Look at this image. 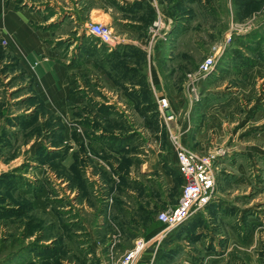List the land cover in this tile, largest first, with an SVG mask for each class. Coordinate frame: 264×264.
Here are the masks:
<instances>
[{"label":"rangeland","instance_id":"374dc122","mask_svg":"<svg viewBox=\"0 0 264 264\" xmlns=\"http://www.w3.org/2000/svg\"><path fill=\"white\" fill-rule=\"evenodd\" d=\"M30 1L38 3L41 8L44 7V11H48L47 15L41 18H54L49 25L29 22V27L37 37L47 41L50 50H59V61L63 66L66 67L65 64L69 60V50L75 49L72 47L74 41L84 40L95 50L90 54L93 59L89 73L83 71L73 78H66V86L71 93L79 90V100L69 104L65 102L59 109H49L39 99L35 90V78L27 74L19 58L6 49V44H2L4 39L0 38V178L4 174L14 173L27 163L28 166L17 172L15 177L21 175L36 189L26 193L23 190L27 186H20L16 183L17 180L5 183V179L0 180V208L20 205L26 211L21 220L15 218L14 214L10 215L8 220L0 217V240L6 237V247L17 241L12 250L7 249L0 256V261L11 254L10 264L16 263L14 261H17L16 264H52L57 258L63 259L65 264H116L124 251L132 248L135 241L130 240L132 235H128L132 233L128 231L130 225L124 220L123 224L128 226L125 234L119 227L120 221L109 222L111 234L115 236L114 241L119 242H116L114 249L108 254L105 244L110 239L105 236V230L98 229L100 226L92 230L96 222L98 224L96 214L99 212L92 216L85 207L94 204L99 208V196L103 195L100 191L104 187L108 199L112 201L108 208H115L116 213L124 210L123 206L130 208L134 213V198L138 197L142 202L145 197L154 198L155 205L144 202L141 206L144 213L140 214L152 220L159 211H167L177 205L182 184L178 178L172 177L170 191L166 189V192H163L165 179L159 174H151L150 178H147L146 174L137 176L130 173L131 169L134 170L141 163L129 157L130 154L136 153L135 148L130 147V151L122 159L115 158L103 152H110V143L101 140L99 144L93 140V135H105L106 132L119 138L127 136L139 146L145 147L144 149L149 147L158 151L163 150L168 128L170 134L177 131L173 125L175 119L186 120L188 116L192 125L186 147L197 153L218 155L214 164L215 187L212 197L236 200L237 209L263 216L264 0H253L250 5L244 4L245 0H154L156 13L152 18L151 14H142L139 17L142 22L140 29L117 22L119 13L116 11H109L107 16L93 14L89 17V14L84 12L83 4H80L82 8L78 6L77 10L71 6L70 0ZM22 2L23 0H0V7L2 10L9 8L20 12L24 8ZM87 6L91 9L107 10L110 5L100 4V0H97ZM32 7H27L26 11L34 13ZM71 7L73 10H70ZM74 10L78 12L75 13ZM161 13H166L171 18L166 19ZM169 18L171 27L167 35L159 38L153 34V23L160 19L168 25L165 22L170 20ZM91 23H101L110 28L115 36L120 37V41L124 43L115 48L134 46L143 51L142 56L129 50L125 59L121 57L116 60L120 67L127 64V67L133 66L135 71L120 67L111 70L117 77L127 71L128 79L132 81L137 80L139 74L146 76L144 77L148 93L151 95L138 91L141 101L148 103L143 108L126 97V88L122 87V83L129 84V81L115 82L112 72L108 73L107 78L113 83L112 88H117L119 93L110 95L97 90L102 81V70L112 68V62L102 57L104 54L101 48L106 46L100 45L96 39L87 35L86 27ZM171 28L179 30L181 34L170 37ZM1 35H4L3 31H0ZM173 37L176 39H172ZM61 38L63 40L58 43L55 41ZM214 47L223 50L216 66L217 71L214 76L206 77L198 86L197 99L193 94L188 97L184 89L187 75L196 72L207 57L214 55ZM236 50L241 54L239 57L233 54ZM230 55L235 58L232 60L231 57H226ZM150 66L158 70L170 95L166 101L169 109L171 106L174 108L175 115L173 120L167 121L168 124L159 122L163 121L158 110V101L162 99L155 97L151 87ZM38 87L40 88V85ZM134 88L140 89L137 86ZM31 97V101H25ZM107 97H110L111 104L108 103ZM38 102L43 103L44 109L32 107ZM105 108L108 113L113 114L108 116V120L101 115ZM20 116L31 118H26V125L17 127L15 121ZM158 133L161 135H155ZM190 137H194V142ZM85 140L86 144L92 140V145L96 148L85 145ZM99 145H102L101 150ZM117 147L119 145H116ZM95 149L97 152L102 151L100 157L94 155L97 153ZM45 150L49 153L62 150L61 153L66 155L65 160L67 159L62 163L66 170H70L74 163L73 155L76 153L79 158L78 167L87 181L88 190L85 186V191H81L71 181L69 184L67 174L64 177L63 170L57 169L56 165L52 166L55 161L44 155ZM48 160L50 162H46ZM160 160L163 161L162 158ZM96 163L99 166H96ZM86 192L88 195L85 197ZM163 196L166 200L170 198L171 207L163 209V206L158 204ZM55 199L60 202L55 203ZM30 205L32 209H29ZM58 206H63L61 214H57ZM66 220L74 222L70 224L73 226L69 229L62 228ZM26 221H35V226L25 232ZM31 229L35 231L31 232ZM60 236H63L60 248L63 253L52 258L50 253L45 263L36 258L35 253L25 254L24 260L14 255L20 246L24 248L26 244L38 242L37 239L42 240L39 245L56 250L57 246H53V240L59 239ZM257 236L260 239L259 257L261 264H264L263 224L257 230ZM84 257L88 259L86 263Z\"/></svg>","mask_w":264,"mask_h":264},{"label":"crops","instance_id":"0c3cea01","mask_svg":"<svg viewBox=\"0 0 264 264\" xmlns=\"http://www.w3.org/2000/svg\"><path fill=\"white\" fill-rule=\"evenodd\" d=\"M92 1L95 2L97 0H70L71 6L76 9L78 8V6L79 8H82L80 4H83L84 12H86V14H89V17H92L93 14H102L103 16H107V14H110L109 11L112 13L116 11V13H119L117 22L123 25H128V27L131 26V28L133 29L142 28V22L140 21L139 17L142 14H145L148 5L155 11L154 0H115L117 5L122 10L115 9L111 6H109L107 10L106 8H87V4L90 5ZM103 3L109 4L107 0H100V4ZM136 3L141 6L139 7L137 5L133 9L132 7ZM22 5L24 6V8L20 12L13 11L9 8L8 10H2L0 7V31H3L4 34L1 35L0 38L6 41V49L11 53H14L19 58L20 63L24 67V70L27 72V74L35 78H33L35 80V90L39 95V99L44 103V106L46 108L59 109L65 102H67L68 104L75 103L79 100L77 98V95L79 94L77 93V91L79 90L71 93L69 91V87L66 86V78H73L75 75L77 76V73L81 74L83 73V71L88 72V70L92 68L93 58H91L90 56V54L92 53L91 49L93 48L92 45L89 43H85V41L81 39L74 41L72 47H75V49L73 51L69 50V60L65 64L66 67L63 66L61 64V61H59V50H50L48 48L47 41H43L40 36L37 37V34L33 33L29 27V22H40L39 24L42 26L49 25L52 20H54V18H41V16L47 15L48 11L46 9L44 11V7L41 8L38 3L31 2L30 0H23ZM31 6H33L31 9L34 10V13H29L26 11L27 7L29 9ZM73 7H71L70 10H73ZM77 10H74L75 13L78 12ZM161 14L163 15L162 17L166 19L170 17L166 13ZM165 23L169 25V23H171V19L167 20V22ZM169 27L171 26L169 25ZM171 30L173 31V28H171ZM171 30L170 37H172L173 35L181 34H172ZM174 38L175 37H173L172 39ZM60 40L63 39L61 38L55 41H57L58 43V41ZM106 49L108 50L107 47ZM111 51L108 50V52ZM149 70L151 87L153 89L155 97L157 96L165 100L169 99L170 95L167 93L165 83L158 70L155 67L152 68L151 66L149 67ZM102 71L103 72L100 74V79L102 81H100V83L98 84L99 86L97 87V90H100L103 94L114 95V93H116L115 95H117L119 93L118 89L115 87L112 88L113 83L109 81V78H107L108 73L112 72L111 68L107 67ZM101 84L104 85L102 86ZM38 85H40V88L38 87ZM123 86H126L129 91L131 88L135 87L133 84H124ZM116 97L117 96H114V98ZM107 100L108 103L111 104L110 97H107ZM169 112L170 115H172L173 120L175 112L172 106L169 109ZM167 121L161 120L159 122L161 124H168ZM173 125L176 127V132L179 133L181 144L186 146L188 141V132L192 125L190 116H188L186 120L175 119ZM169 131L170 130L168 128V130L166 131V143H163L162 146L163 150L155 151L154 149H150L149 147L144 149L145 147L139 146L138 143H135L134 140H131L128 144H126L123 153L122 151L115 152L112 150H110V152L104 150L103 152H105L107 155H113L115 156V158L122 159L123 155L127 154L130 151V147L135 148L136 153L130 154L129 157L135 158V160L141 163L134 170L131 169L130 173L137 176H139V174H146L148 175L147 178H150L151 174H159L160 176H162V178L165 179L163 192H166V189L170 191V182H172V176L170 175V172L168 170L176 171L177 168L174 149L169 138ZM155 135L160 136L161 133ZM190 140L194 142L195 139L194 137H190ZM197 140L198 136H196V142ZM85 145H88L90 148H92V140L89 141V143L87 141V144L85 140ZM93 148L96 147L94 146ZM101 148L102 145L100 146V150ZM100 150L98 152L96 150L97 153H94V155L100 157L99 154L102 155V151ZM70 151L72 152L73 150L70 149ZM161 158L163 159V161L160 160ZM148 160H150L151 162L149 163ZM66 161L67 159L65 160V162ZM70 162L71 161H69V163ZM96 166L99 165L96 163ZM114 166L117 167L116 164ZM146 167L148 168L146 169ZM216 167L219 168V165L216 164ZM100 193H102L103 195L99 196V208H96L94 204H91V206L88 205L85 208L89 209L88 213L92 216L95 213L99 212L98 215L96 214L99 220L98 224L96 222L92 230L97 229L95 228L97 226H100L98 229L105 230V236L110 239L107 241V244H105L108 254L112 249H114L116 242H119L114 241L115 236H112L111 234L112 229H110L111 227L109 225V222L120 221L121 225H119V227L122 232L126 234L125 229L128 226L123 224L124 220H126V223L131 227H128V231L130 230V232H132L128 234L132 235L130 236V240L133 241L134 239L142 238L145 241L151 242V245H149L140 255L137 264L262 263L261 257H259L260 239L257 236V230L261 228V224L264 225V220H262V218H264V213L261 217L253 215L248 211H241L237 209L238 203H236V200L212 198L207 209L185 222V224H183L178 230L174 229L167 232L163 236L162 240L158 242L159 238H161L162 232L165 229V226L158 221L157 216L152 220H149L146 215H140L141 213H144L141 211V209H143V207L141 206L144 204V202L155 205L156 201L154 198L150 199L149 197H145L143 199V202L138 197V199L134 198L133 202L134 204H136L135 211L132 207L134 213L130 208L126 206H123L124 210H122L120 213H116L115 208H113L112 210L108 208L111 205L112 201L108 199L107 190L102 187ZM84 201H86V198L84 199ZM158 204L163 206V209L171 207L172 205L170 204V198L166 200L164 196L160 199ZM62 209L63 208H61V210ZM160 212L162 211H159L158 213ZM135 229L137 231L133 232V230ZM87 231H89V229ZM113 243L114 245H112Z\"/></svg>","mask_w":264,"mask_h":264},{"label":"built area","instance_id":"2783aa9c","mask_svg":"<svg viewBox=\"0 0 264 264\" xmlns=\"http://www.w3.org/2000/svg\"><path fill=\"white\" fill-rule=\"evenodd\" d=\"M157 20L153 23V34L159 38H163L167 35L169 25H165L160 19ZM86 31L87 35L96 39L100 45L106 46L109 51L113 50L117 45L124 43L120 41L119 36H115L111 32L110 28L101 23L89 24L86 27ZM2 44H6L5 40L2 41ZM222 47L224 48V46ZM220 50V47H214V55L207 57L196 72L187 75L184 89L188 97L190 94H193L195 99H197L198 86L206 77L216 71L217 63L223 52V50ZM158 110L160 119L163 118L164 121L172 119V115L168 116L166 114L169 107L165 99L158 101ZM169 138L174 149L176 168L183 183L177 205L157 215L158 221L165 226L158 242L162 240L167 232L176 229L198 213L207 209L213 198L212 193L215 187L214 164L218 160L217 154L205 155L197 153L182 145L178 132L171 133ZM149 245H151L149 241H145L142 238L135 239L132 248L125 251L116 264H137L140 255Z\"/></svg>","mask_w":264,"mask_h":264},{"label":"trees","instance_id":"16d2710c","mask_svg":"<svg viewBox=\"0 0 264 264\" xmlns=\"http://www.w3.org/2000/svg\"><path fill=\"white\" fill-rule=\"evenodd\" d=\"M108 1V3H109V5L111 6V7H113V8H115V9H121L118 5H117V3H116V1L115 0H107ZM248 1V2H247ZM239 3H240V1H238ZM253 2V0H245L244 1V4H248L249 3V5L251 4ZM138 4L136 3L135 5H133V9H134V7L135 6H137ZM139 7L141 6V5H138ZM122 10V9H121ZM131 10V9H130ZM135 10H137V9H135ZM132 11V10H131ZM145 13H147V15H150L151 14V18L152 17H154V15H155V11L153 10V8L152 7H150L149 5L147 6V9H146V12ZM179 32V30H177V29H173V31H172V33L173 34H176V33H178ZM180 33V32H179ZM91 37V36H90ZM102 50H103V54H104V56H102L104 59H107L108 61L110 60L111 62H112V68H111V70H115V68H117V67H120V65H117L116 64V60H117V58H120L121 59V57L122 58H124L125 59V57H126V54L128 53L127 51H129V50H131V51H135V52H137L139 55H142L143 56V54H142V52L143 51H141L139 48H136V47H134V46H119V47H117V48H115L114 50H112L111 52H108V50L106 49V47H102L101 48ZM95 49L94 48H92L91 49V52H93ZM233 54L234 55H238V57L241 55L240 53H239V50H236V51H233ZM226 56V57H231L232 58V60H233V58H235V56ZM104 59H100L101 61H103ZM113 63L115 64V65H113ZM101 65H103V64H101ZM218 65V64H217ZM104 68H105V65H104ZM121 69H125V70H129V71H135V69H134V67H132V66H128L127 67V64H125V65H123V66H121L120 67ZM129 68H131V69H134V70H131V69H129ZM127 71H125V73H123L122 72V74H120V77H117V76H115V75H113V76H115L114 77V79H115V82H117V81H124V80H128L129 82V85H131V84H133L134 86H137L138 88H140V89H135V88H131L130 89V91L129 90H127L128 88L126 87V86H123L124 84H125V82H123L122 83V87H124V88H126L125 89V95H126V97H128L133 103L135 102L136 104H138V105H140V108H143L145 105H147L148 103H146L145 101H141V99L139 98V95H138V91L139 90H141L142 92L143 91H145L146 93H148V88H147V85H146V80H145V75L144 74H142V75H137V77H138V79L137 80H130V79H128L129 77H128V75H127ZM217 71V70H216ZM137 72V71H136ZM214 76V73L213 74H211V76ZM112 75H110V77H113ZM145 76V77H144ZM147 89V90H146ZM141 92V93H142ZM149 95H151L150 93H148ZM32 98L33 97H31V98H29V99H26L25 101L26 102H29V101H31L32 100ZM32 107L33 108H36V107H41V108H43L44 109V106H43V103L42 102H38L37 104H34V105H32ZM101 107V106H100ZM106 110H108L107 108H105L104 110H102L101 111V115L102 116H104L105 117V119H107L108 120V116H111V115H113V114H111L110 112L108 113ZM152 112H156V111H152ZM152 112H149V113H152ZM155 114V113H154ZM17 118V117H16ZM26 118H31V117H28V116H20V117H18L16 120L17 121H15V124H16V126L17 127H20V126H24V124L26 125V122L28 121V120H26ZM34 120H32V122H33ZM10 122V121H9ZM31 122V123H32ZM97 134V133H96ZM105 135H99V136H97V135H93V140H95L96 142H98L99 144H100V141L101 140H105V141H108L109 143H110V149L112 150V151H115V152H121L122 151V153H123V150L125 149V146H126V144H128L129 143V141H131L132 139L130 138L129 139V137H127V136H124V137H121V138H119V137H117V136H114L112 133H104ZM106 136V137H105ZM116 145H119V147H117L116 148ZM81 147H83V146H81ZM61 151L62 150H56V152H51V153H49V152H47L46 150L44 151V155L45 156H49V160H53V161H55V163H53L52 164V166H55L57 169H61V170H63V176L64 177H66V179L68 180V182H69V184L72 182L75 186H78L79 188H80V190L82 189L83 191H85V189H86V187H87V181L85 180V178L83 177V173L80 171V169H79V167H78V163H79V158H78V156L76 155V153H74V155H73V158H74V163L72 164V166L70 167V170H66L63 166H62V163H63V161L65 160V158H66V155L64 156L62 153H61ZM66 153V152H65ZM123 157H124V155H123ZM46 161V162H50V161ZM41 163H44V162H41ZM40 164V163H39ZM28 165H27V163L21 168V169H17V170H15L14 171V173L12 172V173H10V174H4L3 176H1V178H0V180L1 179H5L4 180V183L5 182H7V181H13V182H16V180L18 181V182H16V183H18L20 186H22V185H25V186H27L26 187V189H24L23 191H25L26 193H28V192H32L33 190H35L36 191V189L32 186V185H30L29 184V182L24 178V177H22L21 175L20 176H18V177H15L16 176V173L17 172H19V171H21L22 169H25L26 167H27ZM169 172H170V175L172 176V177H174V178H178L180 181H181V184L183 183V180H182V178H181V176H180V174H179V172H178V170L176 169V171H174V170H168ZM65 174H67L66 176H65ZM71 181V182H70ZM20 186H19V188H20ZM24 186V187H25ZM86 186V187H85ZM12 188L14 189V187L12 186ZM30 189V190H29ZM81 190V191H82ZM87 190H88V187H87ZM21 191V190H20ZM85 197L88 195V193L86 192L85 194ZM21 198H23V197H21ZM20 198V199H21ZM22 200V199H21ZM60 202L59 200H57V199H55V203L56 202ZM9 206H12V205H9ZM63 206H58L57 208H58V211H57V214H61V208H62ZM29 209H32V205H30L29 206ZM144 212V211H143ZM12 214H14V217L15 218H18V219H20L21 220V218L24 216V215H26V211L24 210V208H22L20 205H17L16 207H2V208H0V217H2L3 219H6V220H8V219H10L11 217H10V215H12ZM198 214H200V213H198ZM197 214V215H198ZM197 215H195V216H197ZM194 216V217H195ZM71 223H74V222H70V221H68V220H66V221H64V223H63V226H62V228H64V229H69L71 226H73V225H70ZM183 224H185V223H183ZM183 224H181L180 226H178L177 228H176V230H178ZM34 226H35V221H34V223H33V221H26V224H25V232L26 231H28L31 227H33L34 228ZM175 230V231H176ZM33 231H35V230H32L31 229V232H33ZM30 232V231H29ZM62 232H63V230H62ZM31 235V234H30ZM62 238H63V236H60L59 237V239H55L53 242H55V243H53V246L54 247H56V250H49V248L48 247H46L45 245L44 246H42V245H39L38 243L40 242L41 243V239H37L38 240V242L36 241V242H32V243H29V244H26V246L24 247V248H22V246H20V249L19 250H17L15 253H14V255H16V256H20L23 260H24V255L26 254V255H30V254H33V253H35L36 254V258H39L40 260H41V262H44L45 263V260L46 259H48L49 258V256L48 255H50V253L52 254L50 257L52 258V256L54 257H56V256H60L62 253H63V250H60V248H61V241H62ZM6 240V237L5 238H3V239H1L0 240V256H2V254L7 250V249H13V247H15V244H16V242L17 241H13L12 242V244H11V246L10 247H6L5 245H6V242L7 241H5ZM63 242V241H62ZM58 244V245H57ZM37 246H39V247H37ZM41 246V247H40ZM38 248H41L40 249V251H36ZM81 248H83V247H81ZM36 249V250H35ZM11 250H10V252H11ZM80 253H81V251H80ZM161 253H162V251H161ZM9 256V255H8ZM11 254H10V256L9 257H4L1 261H0V264H10L9 263V261H10V258H11ZM160 258V257H159ZM75 259V258H74ZM84 259V261H85V263H86V261L88 260L87 258H83ZM67 261H69V260H67ZM70 261H72V260H70ZM13 262V261H12ZM14 262H16L17 263V261H14ZM16 263H14V264H16ZM52 264H64V260L63 259H60V258H57L56 259V261L55 262H53Z\"/></svg>","mask_w":264,"mask_h":264},{"label":"water","instance_id":"95a60500","mask_svg":"<svg viewBox=\"0 0 264 264\" xmlns=\"http://www.w3.org/2000/svg\"><path fill=\"white\" fill-rule=\"evenodd\" d=\"M166 114L169 116L170 115V112H169V110L168 111H166Z\"/></svg>","mask_w":264,"mask_h":264}]
</instances>
